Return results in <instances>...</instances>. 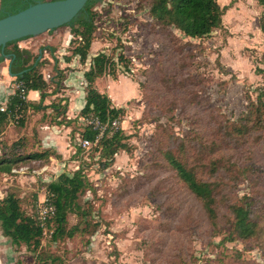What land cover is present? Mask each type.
I'll return each mask as SVG.
<instances>
[{"label": "rangeland", "instance_id": "374dc122", "mask_svg": "<svg viewBox=\"0 0 264 264\" xmlns=\"http://www.w3.org/2000/svg\"><path fill=\"white\" fill-rule=\"evenodd\" d=\"M229 1L217 0L220 6ZM236 1L220 30L201 40L174 42L151 25L136 0H100L94 6L98 30L90 54L118 44L131 61L130 74L117 73L105 91L116 107L124 108L120 127L129 136L128 152L118 151L104 172L90 157L84 161L81 167L85 165L95 192L80 195V214L67 216L66 229L78 227L73 238L53 242L50 228L45 229L36 252L0 238V264H264V117L251 123L241 119L264 92V33L258 27L262 8L255 0ZM70 39L62 29L20 44L34 54L52 46L62 58L70 53ZM42 57L47 78L52 60L46 52ZM70 65L75 69L63 94L68 101L71 97L74 109L75 93L83 97L84 90L77 60ZM176 65L182 69H170ZM163 68L170 74L164 78L159 73ZM110 79L99 80V89L105 90ZM29 122L25 131L0 132V158L20 137L23 153L50 145L45 138L49 123L41 113ZM59 132L56 151L69 172L75 165V141ZM166 152L199 180L217 186L216 224L178 180L163 157ZM26 165L28 173L36 167ZM28 173L0 174V190L18 196L25 214L34 217L38 194L48 182ZM245 204L257 224L256 235L248 240L233 233L230 210Z\"/></svg>", "mask_w": 264, "mask_h": 264}, {"label": "trees", "instance_id": "16d2710c", "mask_svg": "<svg viewBox=\"0 0 264 264\" xmlns=\"http://www.w3.org/2000/svg\"><path fill=\"white\" fill-rule=\"evenodd\" d=\"M57 0H0V19L13 15L39 2H50ZM100 0H89L83 10L69 23L58 29L68 28L71 39L69 41V55L63 56L66 64L73 59L83 67L82 85L84 90V106L78 116L74 119H66L67 99L62 96L65 89L67 67L61 68L59 59L56 57L57 48L52 46L40 47V52L36 55L30 51L22 50L18 47V41L8 43L3 54L0 53V62L9 60V72L14 77V82L23 83L28 92L39 91L40 100L38 103L23 102L16 94L8 98L7 112H0V127L8 123L9 117L18 114L17 125H23L26 113L29 109L34 111L51 109L52 120L58 125L71 127V140L75 141L72 161L78 162L80 168L72 172L69 176L61 174L58 179L47 185V197L55 207L54 216L48 221L46 230L50 228L52 241L73 238L78 231L74 226L66 229L67 216L69 213L80 214V207L77 200L83 193L95 192L91 182L82 169L85 156L90 157L92 162L98 165L101 172L109 169L114 162V156L118 151L128 152V137L124 134L120 126L111 127L113 121L121 124V119L125 115L124 108L114 107L106 93H102L96 86V81L104 77L116 80L117 73L130 74V59L124 55L120 45L108 51L97 52L93 57H89L90 48L98 30L96 23V13L94 6ZM138 7L146 9L151 25L165 33L174 40H201L209 36L216 30L223 28L222 18L233 5V0L228 5L220 6L217 0H136ZM262 8L258 20V27L264 33V0H255ZM121 22V26L124 27ZM55 30L49 31L51 33ZM28 37L22 40H26ZM177 50V49H176ZM175 50V51H176ZM47 52L52 60L51 71L47 78L41 72L46 59L42 54ZM176 53H179L177 51ZM174 71L182 69L177 65ZM164 68L160 74L164 73ZM170 78V77H166ZM171 81H174L172 79ZM53 96L54 99L48 105L44 101ZM264 92L258 95L257 103H250L246 113L242 115L243 123H251L254 120L261 121L264 117V102L261 98ZM254 115L253 118H250ZM95 118L100 123H109L102 137L97 144L90 148L85 155L84 150L76 145V138L86 139L94 142L98 136V131L91 126L82 123L88 118ZM77 134V137H75ZM73 141V142H74ZM20 141L12 144L11 149H16ZM21 145V144H20ZM53 152L45 150L39 153L21 154L15 151L14 155L0 160V172L10 173L12 168L23 164H32L40 168L48 163ZM164 159L174 171L178 180L186 190L193 195L201 204L204 213L212 224L217 221V186L212 182L199 180L195 173L186 167L171 153L163 154ZM34 167V168H36ZM233 233L242 240L253 238L257 232V224L251 220L250 209L245 205L230 206ZM81 215H86L81 212ZM0 231L2 236L7 238L13 247L25 246L28 250L36 252L41 248V238L45 234L43 229L37 224L35 217L25 214L20 205V199L14 193H8L0 200Z\"/></svg>", "mask_w": 264, "mask_h": 264}, {"label": "crops", "instance_id": "0c3cea01", "mask_svg": "<svg viewBox=\"0 0 264 264\" xmlns=\"http://www.w3.org/2000/svg\"><path fill=\"white\" fill-rule=\"evenodd\" d=\"M229 3H231V0L228 2V4ZM236 3H237V1L234 2L233 4H236ZM228 4H226V5H228ZM66 29L68 30V32L70 34V30L68 28H65L64 30H66ZM61 30L62 29L55 30V31L52 32V34L53 33H56L57 31H61ZM29 39H32V38H29ZM29 39H26V40H29ZM26 40L19 41L18 44H17L18 47L20 49H22V50L30 51L31 54L36 55L29 48H24V47L21 46L20 43L23 42V41H26ZM92 46L93 45H91V47ZM90 50H91V48H90ZM93 56H94V54H90L89 53V57L90 58L93 57ZM56 57L59 59V62H60L59 64H60V67L61 68L67 67L66 80H65V82H68L67 81V78H68V76L70 74L71 75L73 74L72 71L75 69V67H71V65H70L72 63V61L69 64H66L64 62L63 58H59L58 56H56ZM62 64H65V66L63 67ZM50 65L52 66V64H50ZM69 67H71V68H69ZM8 68H9V60L8 59H5L4 61L0 62V104H3L9 98V96L12 95V93L14 91V88H12V86L15 85L14 77L9 74L10 72H8ZM79 68L81 69L80 72H81V76H82V73H83V69L82 68L83 67L79 65ZM71 77L72 76H70V79H69L70 81H71ZM99 80H101V79H99ZM99 80L96 81V86H97L98 90L100 92H102V93H106L105 91H107V87L111 84V81H115L113 79H110V81H107L106 82V84H107V86H105L106 89L105 90H101V89H99L98 84H97V82ZM65 82H64V85L66 87ZM62 96L67 99V97L63 94V92H62ZM107 96H108V94H107ZM70 98H69V101L67 99V111H66V119L67 120L74 119L76 116H78V114L80 113L81 109L84 106V104L82 105V99H84V96L83 97H80L77 93H75L74 101L76 100L78 102V104L76 105V107L74 109H72L70 107ZM129 98L130 97H128V100H129ZM53 99H54L53 96L48 97L44 101L43 104L44 105H48L50 103V101L53 100ZM39 100H40V92L39 91H29L28 92V102L38 103ZM128 100H126V102ZM111 102H112V100H111ZM112 104H113L114 107H116L113 102H112ZM123 104H124V102H123ZM117 108H120V107H117ZM121 108H123V107H121ZM50 112H51V109H49V108L46 109V110H39V111H34V110L29 109L27 111V113H26L25 121H24V124L23 125H17V124L14 125V124H10L8 122V123H5L2 127H0V132L2 134H5L6 132H8V131H10L11 129H14V128L16 130H18V131H21V132L22 131H25L28 128V126H29V123H30L29 121H30L31 117H34V116L37 117L39 115V113H41V119L42 120H47L48 121V123H49L50 126L47 125L46 128H45L46 131H47V133H48V134L45 135V138L49 142L50 145L47 146V147L41 148L38 151L31 152V153H39V152H42V151H45V150L52 151L54 155L51 156V157H49L48 163L44 164L40 168H34V169H32L30 171V173H28V171L30 169L29 168L30 166L23 165V164L19 165L18 167L12 168V170H11L10 173L0 172V174H1L2 177H10L12 175H14V176L24 175V174H27L28 173V175H30V178L31 179H34L35 180V178H38L42 182H46L47 181L48 183L45 186H43V188L40 189V194H38L40 200H41V197L42 196L45 197L47 195V189L46 188H47V185L48 184H50L51 182L56 181L61 174H67V172L65 170H63L64 165L61 166V164H60V160H61V157L62 156H61L60 152H57L56 151L58 149V146H57L58 143L61 144V142H58L59 137L56 136V135H59L58 134V133H60L59 131H62L63 130V132L65 133V135H68V137L71 140V127L70 126H66V125H58L57 123H55L52 120V117H51V113ZM16 134H17V132H16ZM75 137H77V134H76ZM17 141H20V144L21 145L20 144L17 145V148L16 149H11L12 144H14ZM72 141H74V140H72ZM8 148H9V153L6 154L5 156L1 157L0 160L3 159V158L10 157L11 155H14L15 154V151L18 152V153H21V154H31V153H23V152H20L19 151V149H23L24 148V142L22 141V138L21 137L18 138L17 140H15V141H12V143L8 146ZM75 163H76V161H75ZM5 196H4L3 192L0 190V200L3 199ZM0 238L7 240V238H5L4 236H2L1 231H0ZM1 249L2 248H0V250Z\"/></svg>", "mask_w": 264, "mask_h": 264}, {"label": "water", "instance_id": "95a60500", "mask_svg": "<svg viewBox=\"0 0 264 264\" xmlns=\"http://www.w3.org/2000/svg\"><path fill=\"white\" fill-rule=\"evenodd\" d=\"M88 1L39 2L0 19V53L3 54L8 43L36 37L69 24L83 10Z\"/></svg>", "mask_w": 264, "mask_h": 264}, {"label": "built area", "instance_id": "2783aa9c", "mask_svg": "<svg viewBox=\"0 0 264 264\" xmlns=\"http://www.w3.org/2000/svg\"><path fill=\"white\" fill-rule=\"evenodd\" d=\"M12 94H16L19 99L23 102H27L28 101V90L26 88V86L21 83V82H16L14 85V91ZM7 105H8V99L3 103L0 104V112L2 113H6L7 112ZM18 114H14L12 116L9 117V123L10 124H16L18 121ZM82 123L91 126L93 129L98 131V136L95 139L94 142H91L89 140L86 139H80L79 137L76 138V141L78 142L77 145L79 147H81L84 152L88 151L91 147L95 146L97 144V141L102 137V135L104 134L106 128L108 127L109 123H105L102 124L100 123L97 119L95 118H88L85 121H81ZM120 126V124L118 123V121H113L111 123V127L112 128H116ZM85 160L87 161V157L85 156ZM80 168L78 162L75 163V165L73 166V168L67 172V175H71L73 171L78 170ZM83 171L84 173L86 172L85 170V165L83 166ZM55 214V207L53 205V203L51 202V200L48 199L47 195L43 198V200H40L38 205H37V209L35 212V219L37 224L43 229V231H45L46 229V224L48 223V221L54 216Z\"/></svg>", "mask_w": 264, "mask_h": 264}]
</instances>
